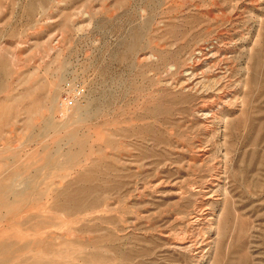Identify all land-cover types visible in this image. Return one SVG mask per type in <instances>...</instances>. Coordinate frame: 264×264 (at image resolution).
I'll return each instance as SVG.
<instances>
[{"label":"rangeland","instance_id":"1","mask_svg":"<svg viewBox=\"0 0 264 264\" xmlns=\"http://www.w3.org/2000/svg\"><path fill=\"white\" fill-rule=\"evenodd\" d=\"M1 109L0 264H264V0H0Z\"/></svg>","mask_w":264,"mask_h":264},{"label":"bare ground","instance_id":"2","mask_svg":"<svg viewBox=\"0 0 264 264\" xmlns=\"http://www.w3.org/2000/svg\"><path fill=\"white\" fill-rule=\"evenodd\" d=\"M208 45V44H207ZM206 45V46H207ZM206 46H204V47H206ZM212 46H214V45H211L210 47L212 48ZM198 47H200V46H198ZM201 48V47H200ZM201 48V49H197L198 50V52H196L195 54H194V56H193V62L192 63H188V64H192L193 65V67L195 66V64H198V62L201 60V58H204V57H208V56H210V54L211 53H213L212 51V49H215V47L214 48ZM218 51V50H217ZM194 52H195V50H194ZM193 52V53H194ZM192 54V53H191ZM217 57V56H216ZM190 58V57H189ZM209 58V57H208ZM214 58H215V56H214ZM212 59V58H211ZM210 60V59H209ZM191 61V60H190ZM211 61V60H210ZM203 62L205 63L206 61H204L203 60ZM202 62V63H203ZM208 62V61H207ZM185 65V64H184ZM187 65V64H186ZM192 65H190V66H192ZM189 66V65H188ZM187 66V67H188ZM202 66V65H201ZM201 66H199V67H201ZM206 66V65H205ZM208 66V65H207ZM196 67V66H195ZM189 68V67H188ZM185 69V68H184ZM191 69H194V68H191L190 67V70ZM189 70V69H188ZM196 70V69H195ZM199 70V69H198ZM187 71V70H186ZM192 71V70H191ZM193 72V71H192ZM15 102V101H14ZM14 102H13V104H14ZM21 102V101H20ZM18 104V101H16L15 102V104ZM32 103V102H31ZM36 104H37V102H35ZM12 104V103H11ZM14 104V105H15ZM34 104V103H33ZM36 104H35V106H36ZM39 104V103H38ZM38 106V105H37ZM11 107V106H10ZM16 107V106H15ZM29 107V106H28ZM27 107V108H28ZM6 108V107H5ZM30 108V109H29ZM28 109L29 110H31L32 109V106H30ZM34 108H36V107H34ZM33 108V109H34ZM38 108V107H37ZM10 109V108H9ZM12 109H13V107H12ZM28 110V112H30ZM1 112L2 111H4V110H0ZM7 111V110H6ZM5 112V111H4ZM27 112V113H28ZM3 113V112H2ZM9 113V112H8ZM4 114H6V112L4 113ZM3 114V115H4ZM0 116H2V114H0ZM3 119H4V116H3ZM3 119L1 118L0 120H2L3 121ZM1 122V121H0ZM71 157V156H70ZM12 179H6V178H0V199H6L7 198V196H8V192L10 193V191H12V193L15 195V196H18V195H22V193H21V191H17L16 190V188H14L15 187V184H14V186H13V184L12 183H10V181H11ZM15 183V182H14ZM27 183V182H26ZM25 185V184H24ZM3 201V200H2ZM13 206H15V204L13 205ZM185 237V236H184ZM186 239V238H185ZM190 241H191V239H189ZM199 242V241H198ZM197 243V242H196ZM185 244V243H184ZM187 244V243H186ZM195 244V243H194ZM193 244V245H194ZM201 245V244H200ZM197 246V245H196ZM202 246V245H201ZM186 249V248H185ZM188 249V248H187ZM189 249L191 250V248L189 247ZM199 249H202V248H198V249H196L198 252H199ZM187 251H189V250H187ZM202 251V250H201ZM195 253V252H194ZM10 255V254H9ZM200 255V254H199ZM9 257L8 256H6V259H8ZM5 259V260H6Z\"/></svg>","mask_w":264,"mask_h":264},{"label":"built area","instance_id":"3","mask_svg":"<svg viewBox=\"0 0 264 264\" xmlns=\"http://www.w3.org/2000/svg\"><path fill=\"white\" fill-rule=\"evenodd\" d=\"M83 93V88L79 84L71 87L69 92H66L61 96L60 103L65 106H72L75 101L80 98Z\"/></svg>","mask_w":264,"mask_h":264}]
</instances>
